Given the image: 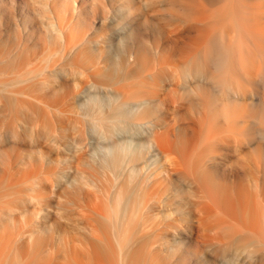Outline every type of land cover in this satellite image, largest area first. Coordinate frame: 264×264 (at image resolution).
Masks as SVG:
<instances>
[{"label": "bare ground", "instance_id": "6f19581e", "mask_svg": "<svg viewBox=\"0 0 264 264\" xmlns=\"http://www.w3.org/2000/svg\"><path fill=\"white\" fill-rule=\"evenodd\" d=\"M36 2L58 48L22 74L36 102H7L55 124L0 127L26 186L1 195L0 264H264V0ZM25 139L73 153L43 171L39 151L11 160Z\"/></svg>", "mask_w": 264, "mask_h": 264}, {"label": "rangeland", "instance_id": "374dc122", "mask_svg": "<svg viewBox=\"0 0 264 264\" xmlns=\"http://www.w3.org/2000/svg\"><path fill=\"white\" fill-rule=\"evenodd\" d=\"M4 4L9 5L11 8L9 12H6L2 8L5 6ZM38 6L39 5L36 0H0V127L2 131H7L8 129L13 128L19 133H23L24 130L33 127L35 121L37 122L39 120V125L38 123L36 124L44 132H48L51 130L50 123L53 125L55 124L54 119L51 118V113L48 114L43 104H35L40 110L33 111L27 106H18L15 104V102H7L8 99H11V96L16 97L19 100H24V102H36L34 101V97H37L41 94L40 92L35 91L32 87L37 78L33 77L32 74H22H24L25 71L36 69L37 67L44 64L45 62L43 61V56L46 54L47 49H51L53 51L58 48L56 40H54L51 36L48 37L47 33H42L36 26H34L38 12H41L38 10ZM151 34L152 33L150 32V35ZM2 82H5V88L2 86ZM20 91L23 93V95L17 96V94H12ZM62 96H66V92H63ZM44 100L49 101L50 98L47 97ZM58 104L63 107H67L69 103L67 101H61ZM71 104L72 106H75V101ZM48 116L51 118L50 122L48 120ZM66 116L75 117L76 115L68 112L66 113ZM71 133L72 131L67 129L61 132V134L66 137ZM12 142L15 143V146L13 145V151L9 148L10 144L12 145ZM37 147L36 145L29 143V140L26 139L21 141H7V152L12 158L11 160L18 156L16 154L25 157L29 154L28 152L30 150L37 152L39 151L41 158H37L36 161L32 162L34 165L31 163V166L34 167L36 165V167L43 171H60L65 167L66 159L73 153L72 149L67 147L59 146L58 148H53L50 143L44 141L43 139L40 141V145H37ZM32 156L35 157L36 155ZM2 157V154H0V159ZM4 162L5 161L2 162L3 164L0 163V198L1 195L6 192L5 187H7V183L14 184L11 187V191L13 193L11 197L4 198L2 201L18 199L19 197L22 198L26 192V186L16 183V180H18V177L20 176L19 173L21 166L20 168L17 167L19 165H14L12 168L6 167L7 172H5L6 163L4 164ZM31 166L30 168L33 169ZM1 168H3V170ZM3 177L4 179H2ZM7 180L9 182L6 183ZM183 189L186 190V186H183ZM39 194L44 195V197L48 198L49 200L57 201L56 195L51 194L48 191H44V193L41 191ZM29 205L30 211L33 209H40V206L37 204ZM38 213L39 217L27 216V218H25L26 220L20 218L19 221L17 220L14 222V224L8 227L13 229V233H15L17 229L19 230L21 228V230H29L30 228L28 226L34 225L36 223L41 224L44 221L41 219L42 212ZM46 221L47 220H45V222ZM60 227L55 226L54 229L56 230H54V233L52 234L56 235V233H60ZM5 228L6 229L4 230L6 231L8 229V232L4 231V234L2 233V235L8 234L7 236L11 237V234H13L9 233L12 232L11 229L7 227ZM55 255L57 256V254Z\"/></svg>", "mask_w": 264, "mask_h": 264}]
</instances>
